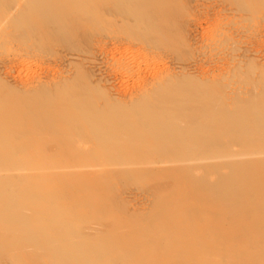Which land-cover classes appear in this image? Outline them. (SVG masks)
I'll return each instance as SVG.
<instances>
[{
	"label": "rangeland",
	"instance_id": "1",
	"mask_svg": "<svg viewBox=\"0 0 264 264\" xmlns=\"http://www.w3.org/2000/svg\"><path fill=\"white\" fill-rule=\"evenodd\" d=\"M96 1L92 16L73 18L65 10L52 20L46 12L49 0H0L1 10H10L9 14L12 9L11 18H0V79L8 88L16 92L44 78H65L80 64L79 77L63 96L70 99L87 85L89 76L95 108L102 105L97 99L103 96H112L108 98L111 102L122 101L136 96L134 92L146 88L152 78L158 81L177 77L190 84L203 80L204 86L217 89L216 93L221 94L214 98H222L226 112L235 117L242 112L264 115V0ZM38 8L42 12L36 15ZM147 97L129 100L125 103L128 106L110 111L122 114L121 119L134 112L156 122L168 117L171 111L158 106L147 111ZM165 124L174 127L175 121L170 119ZM104 125L95 132L106 129ZM212 125L205 124L207 134H203L202 142L204 148L214 143L216 148L201 156H189L188 162L196 161L189 165L119 168L117 164L135 162H112L115 158L105 161L106 168L81 178V172H76L80 169L57 171L56 161L38 166L25 157L16 164H4L5 171H0V212L31 230L48 225L60 233L47 239L37 235V242L21 247L1 246L0 264H75V260L80 264H124L126 255L131 259L138 256L133 264H196L212 258L220 259L221 264L264 263V237L244 241L229 235L196 234L204 222H208V230L218 233L229 225L248 221L242 197L237 195V182L243 176L255 183L259 179L262 199L253 204L264 206L261 149L246 151L245 143L235 140L240 122L228 125L223 130L227 134L219 140L210 137ZM183 126L192 130L201 124ZM130 127L125 123L126 134ZM75 136L65 140L73 141ZM39 137V133L34 134L33 139ZM104 146L97 138L83 149L98 151ZM228 156L231 159L216 160ZM205 157L211 161L200 160ZM157 160L149 157L144 162ZM182 199L188 205L181 204L176 213L186 211L197 218L204 212L209 219L200 217L196 224L186 222L178 227L186 232L185 236L172 240L164 233L177 228L179 221L165 209ZM221 205L232 206L233 214L221 210ZM159 220L165 224L157 230L154 224ZM0 227L15 230L5 223ZM144 231H149V237L138 242L139 234L147 235Z\"/></svg>",
	"mask_w": 264,
	"mask_h": 264
},
{
	"label": "bare ground",
	"instance_id": "2",
	"mask_svg": "<svg viewBox=\"0 0 264 264\" xmlns=\"http://www.w3.org/2000/svg\"><path fill=\"white\" fill-rule=\"evenodd\" d=\"M94 1L49 0V5L47 6L49 12H46L52 20L58 19L63 15L65 10H67L66 14L73 15V18H87L94 14L93 7H95V3H97L96 0ZM92 3H94V5H92ZM38 4L40 3L38 2ZM72 4L76 6L70 7ZM15 10L16 7H14V11ZM109 10H107V13ZM8 11L0 9V18L7 15H9L8 18H11L12 14L10 13L12 9L9 14ZM18 11L15 12L18 13ZM75 11L78 12L73 14ZM41 12L42 10L38 8L36 15H39ZM63 40L62 42H64ZM73 69L74 70L66 74L67 76H65V78L50 79L43 77L45 80L40 81L39 84L34 86L30 85V87H27V84L26 88L23 86L19 87L20 89H17L16 92L8 88L9 85L7 86V84H5L6 82L4 83L3 80L0 79V171H5L2 170L4 167H7L4 166V164H16L25 157H29L33 161H36L38 166H41L45 161L50 163L51 161H56L57 164L55 169L59 172L80 169L76 172H81L82 175H79L81 178L83 175L106 168L107 163H105V161L114 160L115 158L116 160L112 162L122 163L126 160L135 162L130 165L117 164L119 168L143 169L148 167L152 168L153 166L177 167L184 164L186 165L189 156H201L209 152L211 153L213 148H216L213 147L216 143L207 145L205 148L203 146V134H207L205 127L206 123L214 124L212 125L214 132L210 137L219 140L227 134H223V130L228 127V125H234L240 122V131L235 134L231 132V134H234L236 141L245 143L244 146L246 151H259L261 149L259 154L260 157L263 156L262 158H264V115L242 112L235 117L234 114L227 113L223 102H221L222 98L219 100L214 98V96L216 98L219 97L221 93H216L217 89L215 90L204 86L203 80L190 84L191 82L181 79L178 80L179 78L177 77H169L160 80L159 77L162 75L158 74V81H154L157 79L155 76L156 79L154 80L151 77L152 81H146L148 82L146 88H142L140 92H134L137 95L139 94L138 96L132 95L131 97L129 96L130 98L125 97L122 101L113 99V102L108 99L112 98V96L108 98L103 96L97 99L102 101V105L95 108L92 106L93 89L90 82L91 78L89 79L88 75L86 80L87 85L82 86L80 90L70 95V99L69 96H63L66 88H69L72 81L79 77L78 74L82 69V65L77 64ZM175 73L177 72L175 71ZM111 79L110 82L112 81ZM159 92L162 94L163 98L159 97ZM147 95L149 101H144L145 108H148L147 111L155 106H158L161 110L171 111V113L168 112V117L163 119L164 121L156 122L148 116H144V114L140 115L137 112L129 113L126 115L125 119H121L122 114H116V112L110 111L111 109L119 110L120 107L123 108L124 106H128V104H125L126 102L137 99L138 97L144 100V97ZM191 101L195 104L193 105ZM251 116H254V118L251 119ZM170 119L175 121L174 127L173 125L171 127L165 124ZM146 121H148V123H145ZM245 121L248 122L244 124V127L243 123ZM104 123L105 125L103 128L105 127L106 129L95 132L96 128L102 129ZM125 123L131 125L129 133L127 134L123 128ZM193 123L201 124V126H197L196 129L192 130L188 128L189 126H183V124L190 125ZM114 125H116V127H114ZM120 127H122V129H120ZM132 129L137 130L136 132H130ZM38 133L40 137L35 141V139H33L34 134ZM73 135H76L73 141L65 140ZM97 138H101L104 142L105 146L103 148L98 151H93L92 148L91 150L90 148L88 150L83 149L84 146H89V144L97 140ZM23 143H25L26 146H21ZM149 157L153 159L158 158V160L155 163H145L144 160ZM227 159L229 160L231 157H218L216 160ZM200 160L202 162L205 160L206 162L211 161L206 157ZM100 161H102V164L99 163ZM189 162L192 163L191 161ZM189 162L188 165L190 164ZM194 162L196 163L195 160L193 163ZM113 168L115 169V167ZM41 169L42 168H40V170ZM258 181L256 183L253 181L250 182L243 176L238 179L237 182L239 184L237 195L242 197V206L244 210H247L244 216H246L248 221L229 225L228 228L220 230L218 233L208 230V222H204L199 225L200 230L196 231V234L202 237L229 235L235 238H241L244 241L250 238L258 241L264 237V206L259 208V205L253 204L262 199L259 194L260 185ZM181 204L188 205L186 199H182L180 203L176 204V202H173L172 205H168L165 209V212L171 210L173 212L171 217H176L179 221L176 225L177 228L167 230L164 233L166 238L178 240L186 234L185 231L178 229L179 226L185 225L186 222L191 223L193 221H195L196 224L199 222L200 217L206 218V220L209 219L204 212L197 218L190 214L188 215L186 211L176 213V209L180 207ZM220 209H224L226 212L230 211L231 214L234 212V208L230 205H221ZM165 212H163V214H165ZM2 223L7 224L10 228L11 225H13L15 230L9 231L6 227H0V248L1 246L4 248L8 245L11 247H21L24 244L37 242V235L47 239L50 236H57L60 233L48 225L41 230H31L30 226L22 223L17 224V221H15L13 217H9V214L3 215V213L0 212V224ZM161 224H165L164 220H159L154 224L158 226L157 230L161 229ZM223 224L224 223H221V225ZM62 230L64 229L62 228ZM157 230H154L153 233H158ZM143 233H146V231ZM146 234L147 235L141 233L139 234L140 239H135L138 242L145 240L149 237V231ZM126 258L127 260L124 264H133L132 260L138 259V256L131 259V257L128 258V255H126ZM211 262L214 264H221L220 259L216 258L209 259L208 261L196 262V264H210ZM77 263L80 264L78 260H75V264ZM175 264L181 263L178 262Z\"/></svg>",
	"mask_w": 264,
	"mask_h": 264
}]
</instances>
